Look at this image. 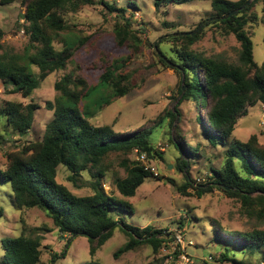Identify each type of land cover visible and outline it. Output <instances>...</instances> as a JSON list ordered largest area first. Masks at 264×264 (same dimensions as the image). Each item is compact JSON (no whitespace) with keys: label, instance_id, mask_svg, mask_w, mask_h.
I'll list each match as a JSON object with an SVG mask.
<instances>
[{"label":"rangeland","instance_id":"1","mask_svg":"<svg viewBox=\"0 0 264 264\" xmlns=\"http://www.w3.org/2000/svg\"><path fill=\"white\" fill-rule=\"evenodd\" d=\"M106 1L118 8L125 7L126 11H111L100 0L92 5H82L75 11L71 5L67 6L65 18L69 28L56 37L54 45L58 50L65 44H72L76 49L66 67L50 73L31 96L24 97L21 92H12V87L0 80V104L11 100L38 106L33 126L24 137L16 135L5 120L0 122V168L4 169L8 164L7 155L12 150L44 137L46 125L54 117L46 103L53 102L60 93L55 83L65 74L73 72L75 76H83L90 86H96L103 67L111 62H119L121 65L126 61L123 71L131 74L133 87L130 93L108 102L109 95L104 94L103 97L97 91L92 95L93 104L88 109L95 125H110L119 133H128L156 126L160 116H166L177 105L181 96L180 87L186 89L176 68L166 66L160 59L155 44L162 42L163 50L172 54L174 47L182 43L173 40L171 36L202 32L200 39L192 45L194 52L233 63L239 62L241 45L236 36L233 33L225 34L218 24H208L216 13L211 7L213 0H194L182 4L171 2L159 6L156 0ZM246 1V6H251L246 12L250 20L246 31L254 44V59L258 65H262L263 2ZM25 10L20 1L11 4L0 2V29L3 32L0 54H19L22 63H26L29 54L36 51L30 45L26 30L28 23L23 18ZM122 14L130 18V28L140 40H127L120 44L115 26L119 20L124 21ZM32 70L39 77L38 67L33 66ZM98 101L105 102L100 106ZM178 106L183 117L179 121L181 136L178 140L186 146H197L199 143V154L189 166L192 180L196 184H203L211 176V166H222L226 148H213L207 142L201 143L203 129L197 118H205L206 115L193 100H184ZM82 108L85 110V101ZM178 119L175 121V129ZM161 125L152 130L155 147L163 155V158H153L159 178L147 179L133 197L124 198L115 180L126 176L125 161L137 160L136 153L129 156L112 153L101 163L102 169L106 170L102 180L105 191L130 201L134 206V213L124 209L112 211L120 225L125 222L130 226H152L165 230V242L157 253L149 245H143L116 258L114 253L127 242V236L117 226L112 236L92 257L88 236L75 234L70 238L69 235H62L53 219L42 209H17L11 185L0 183V263L7 252L5 239L24 232L43 237L42 256L38 264H183L184 252L190 256L193 264H233L232 261H220L223 252L220 244L224 243L215 237V231L264 230V215L244 207L240 199L229 196L217 187L202 197L191 187L188 188L191 195L180 192L178 187L186 180L184 173L178 169L181 151L170 141L169 119H165ZM253 134H257L259 141L264 144V104L261 102L249 107L248 114L239 119L230 139L245 142ZM97 170L92 167L91 171H83L74 181L67 167L60 165L57 180L77 195H90L93 193L91 184L95 180L93 175ZM178 235L182 241L178 240ZM54 255L58 258L53 262L51 259ZM244 256L241 247H237V258L245 264H264V247L258 253Z\"/></svg>","mask_w":264,"mask_h":264},{"label":"trees","instance_id":"2","mask_svg":"<svg viewBox=\"0 0 264 264\" xmlns=\"http://www.w3.org/2000/svg\"><path fill=\"white\" fill-rule=\"evenodd\" d=\"M19 1L25 6L23 18L28 23L26 30L30 45L36 51L29 54L26 63L21 62L19 54H0V80L11 86L12 92H21L24 97H29L50 73L66 67L76 49L72 44H65L60 50L54 45L56 37L69 28L65 18L67 6L71 5L75 11L82 5L94 4L96 0H0L1 4ZM100 1L111 11H126L125 7L118 8L106 0ZM191 1L194 0H156L155 3L159 6L162 3L182 4ZM261 1L264 12V0ZM246 4V0H213L211 7L216 13L212 18L218 19L210 18L212 20L208 23L218 24L225 34L233 33L236 36L241 45L238 63L194 52L192 45L200 39L202 32L171 36L173 40L182 43L174 47L172 54L163 50L162 42L155 44L160 59L166 66L176 68L186 89L180 87L181 96L177 105L166 116H160L154 127L162 126L164 120L169 119L170 141L181 151L178 169L186 179L178 187L180 192L191 195L188 192L191 187L202 197L217 187L229 196L240 199L244 207L264 215V144L259 141L257 134L251 135L245 142L230 139L239 119L248 114L249 107L259 102L264 104V63L258 65L254 59V44L246 31V25L250 21L246 12L251 6ZM235 10V15L224 18ZM121 17L124 21L119 20L115 26L120 44L127 40H140L130 28V18L124 14ZM262 22L264 23V14ZM2 36L0 29V41ZM126 65V61L121 65L119 62L107 64L103 67L96 86H90L83 76H75L73 72L65 74L55 83V88L60 93L53 102L46 103L54 117L46 125L44 137L12 150L7 155L8 164L4 169L0 168V183L11 185L17 209H42L53 219L62 235H69L70 238L75 234L88 236L92 257L112 236L117 226L122 228L127 242L114 253L116 258L143 245H149L157 253L165 242L164 229L152 226L140 228L125 222L120 225L112 213L119 209L134 213L133 204L124 198L133 197L147 179L159 178V174L155 175L150 169H146L140 160L127 159L126 176L115 180V185L124 198L107 193L102 186L106 170L102 169L101 163L112 153L129 156L135 150L144 152L151 165L155 156L163 158L155 147L156 141L152 139L153 126L119 133L110 125H95L91 121L92 113L88 108L93 104L94 93L98 91L102 96L108 94L110 102L132 90L131 74L123 71ZM33 66L38 67L39 77L34 74ZM184 100H193L198 108L205 111V118H197L203 129L201 143L204 141L213 148H226L222 166H211V176L203 184H196L192 180L189 166L199 154V143L197 146H186L178 140L181 136L179 121L183 118L178 105ZM83 101L85 110L82 108ZM104 102L98 101V104L102 106ZM37 108L34 103L25 105L11 100L3 101L0 104V122L5 120L16 135L24 137L33 126ZM60 165L67 167L72 173L71 180L74 181L83 171L98 168L91 184L93 193L80 196L58 182ZM215 234L224 243L220 244L223 248L220 261L245 264L237 258V247H241L243 256L258 253L264 247V230L224 229L216 230ZM42 239V236H31L24 232L19 236L6 238L4 244L7 252L0 264H38L42 256ZM57 258L54 255L51 260L54 262Z\"/></svg>","mask_w":264,"mask_h":264},{"label":"built area","instance_id":"3","mask_svg":"<svg viewBox=\"0 0 264 264\" xmlns=\"http://www.w3.org/2000/svg\"><path fill=\"white\" fill-rule=\"evenodd\" d=\"M136 153V158L137 160H140L143 165L145 166L146 169H150L155 175H158L159 172L156 169V167L154 165H151L149 162V159L147 158V154L144 152H138L137 150H135ZM179 241H182V238L180 235L177 236ZM182 263L183 264H193V260H191L190 256L187 253H183L182 255Z\"/></svg>","mask_w":264,"mask_h":264},{"label":"water","instance_id":"4","mask_svg":"<svg viewBox=\"0 0 264 264\" xmlns=\"http://www.w3.org/2000/svg\"><path fill=\"white\" fill-rule=\"evenodd\" d=\"M237 13V10H235V11H233V12H231L230 14H228V15H226V16H224V18H228V17H230L231 15H235ZM212 19H218V17H214V18H212ZM193 33H195V32H190V33H184V34H193ZM181 35V34H180Z\"/></svg>","mask_w":264,"mask_h":264}]
</instances>
